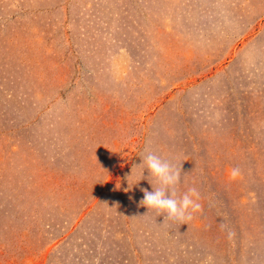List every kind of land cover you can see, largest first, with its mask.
Returning a JSON list of instances; mask_svg holds the SVG:
<instances>
[{
	"label": "rangeland",
	"instance_id": "rangeland-1",
	"mask_svg": "<svg viewBox=\"0 0 264 264\" xmlns=\"http://www.w3.org/2000/svg\"><path fill=\"white\" fill-rule=\"evenodd\" d=\"M252 2L0 0V264H264ZM145 148L191 219L141 206L142 169L124 191Z\"/></svg>",
	"mask_w": 264,
	"mask_h": 264
},
{
	"label": "clouds",
	"instance_id": "clouds-1",
	"mask_svg": "<svg viewBox=\"0 0 264 264\" xmlns=\"http://www.w3.org/2000/svg\"><path fill=\"white\" fill-rule=\"evenodd\" d=\"M140 158L141 163L138 166H133L131 174L125 178L127 188L124 191H131L135 185L145 179L144 173L147 172V180L152 187V191L142 189L143 199L140 202L141 206L147 210L151 209L160 216L167 217L169 220L191 219L193 213L199 211L201 208L198 202L199 194L196 189H189L177 197L176 187L180 183V172L176 170L175 166L170 161L161 158L147 148H145L144 154ZM134 168L142 169V179L129 190V182L132 179ZM149 177L156 183L157 186L155 188L152 182H150Z\"/></svg>",
	"mask_w": 264,
	"mask_h": 264
},
{
	"label": "crops",
	"instance_id": "crops-1",
	"mask_svg": "<svg viewBox=\"0 0 264 264\" xmlns=\"http://www.w3.org/2000/svg\"><path fill=\"white\" fill-rule=\"evenodd\" d=\"M245 1H248V2H249L248 4H251V5H252V4H253L252 1H255V3H257L258 0H245ZM263 3H264V0H263ZM251 7H252V8H255V6H251ZM251 7H250V8H251ZM260 8H261V7H260ZM261 9H262V8H261ZM237 10H239V9H237ZM247 11L249 12V10H247ZM258 11H259V8H258ZM248 16L254 18L253 16H250V13L248 14ZM238 24H240V22H238L237 25H238ZM211 71H213V70L211 69ZM218 71H219V68H216L215 72L217 73ZM206 73H207V71H206ZM190 79H191V78H190ZM192 79H193V78H192Z\"/></svg>",
	"mask_w": 264,
	"mask_h": 264
}]
</instances>
